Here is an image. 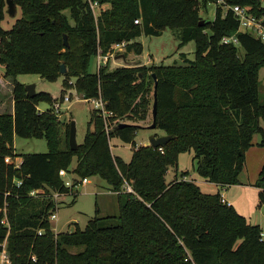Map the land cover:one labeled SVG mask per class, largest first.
<instances>
[{"label": "trees", "instance_id": "obj_1", "mask_svg": "<svg viewBox=\"0 0 264 264\" xmlns=\"http://www.w3.org/2000/svg\"><path fill=\"white\" fill-rule=\"evenodd\" d=\"M22 16L10 30L2 22L7 0H0V66L13 81L14 114L0 115V256L6 241L4 264H264V239L220 193L208 195L184 179L166 181L170 166L182 153L193 152L198 174L218 187L240 184L245 156L261 135L264 146V103L259 70L264 66V44L217 6L215 19L203 25L202 8L217 0H93L110 8L94 18L86 0H13ZM251 6L264 16V0H227ZM138 21L136 24L135 22ZM164 28L179 31L180 46L194 41L195 59L183 55L184 65H126L90 72L98 51L127 42L128 54L141 55L133 40L143 33L159 36ZM237 36L239 45L223 44ZM67 37L68 47L64 44ZM62 64L67 73L61 74ZM19 75H37L48 82L62 81L60 96L40 92L29 98ZM157 85L156 129L173 137L159 148L137 146V131L151 119ZM69 90L85 98L101 96L116 127L110 138L131 144L129 162L112 154L103 120L90 112L84 142L72 151L71 124L60 135L53 105ZM49 108L40 111L39 105ZM151 122H153L151 120ZM152 124V123H151ZM15 137L44 139L49 152L22 155L15 169L5 159H16ZM76 166L72 169L74 160ZM81 181L99 177L118 194L119 213L96 216L84 229L52 230V193L74 195L77 181L65 186L60 171ZM15 181H22L18 188ZM126 185L133 188L125 192ZM256 187L264 206V167ZM35 189L47 194L30 197ZM7 209L8 225L2 224ZM42 231V234H39ZM75 250V251H74ZM35 258V260H34Z\"/></svg>", "mask_w": 264, "mask_h": 264}, {"label": "rangeland", "instance_id": "obj_2", "mask_svg": "<svg viewBox=\"0 0 264 264\" xmlns=\"http://www.w3.org/2000/svg\"><path fill=\"white\" fill-rule=\"evenodd\" d=\"M109 8L110 6H103L101 11H99V15L102 10L106 11ZM216 8V4H209L207 8H202L200 11L201 18L213 21L215 19ZM21 16L22 13L19 8L15 16L6 14L2 22L3 29L10 30ZM178 33L179 31L169 28H164L159 36H150L143 33L133 40V43L141 45V55L135 53L128 54L126 61L121 59L115 60L111 64V68L121 67L127 63L147 67L179 66L184 65L183 55H186L188 60L193 61L196 52L195 42L191 41L180 46L181 41ZM115 63L120 66H116ZM89 71L96 72L95 59L90 61ZM0 74H4V69L1 66ZM17 81L25 85H36L37 93L46 92L57 98L60 96L62 90L63 79L60 78L57 82L52 83L42 80L37 75H19ZM259 82L261 101L264 103V66L259 70ZM48 108L49 105L46 103L39 105V109L42 112ZM62 111L63 114L58 117L59 122H61L59 126L60 135L64 133L65 125L71 124L73 120L76 123L77 143L78 145L82 144L88 130L90 112L92 111L91 105L84 102L64 104ZM142 126L145 128L139 129L135 138L138 147L149 145L151 136H162L163 134L161 130L148 129V123H142ZM261 140V135H255L253 146L246 152V164L239 176L240 184L238 185L229 188H218L215 184L202 178L197 172V162L194 159L193 152L179 155L177 164L169 167L166 181L170 183L176 179L182 180L185 178L187 181L194 182L204 194L212 195L219 192L234 206L239 214L247 219L249 224L258 226L264 231V206L260 207V190L256 187L260 172L264 167V146H260ZM111 147L114 156L125 162L131 160L133 154L131 144L125 143L117 137H112ZM12 150L18 156V161H22V155L44 154L49 152V147L44 139L15 137ZM76 163L75 159L72 169L76 166ZM64 180L69 181L72 186L74 181H77V187L74 189V193L77 196L65 195L60 198L57 212L58 220L52 221V225L58 233L73 232L77 225L81 229H84L88 221L96 216L97 207L102 217L118 215V194L113 192L111 187L101 178H88L81 181L76 175L68 174Z\"/></svg>", "mask_w": 264, "mask_h": 264}, {"label": "built area", "instance_id": "obj_3", "mask_svg": "<svg viewBox=\"0 0 264 264\" xmlns=\"http://www.w3.org/2000/svg\"><path fill=\"white\" fill-rule=\"evenodd\" d=\"M86 2L88 3L91 12L94 15V18L97 19V17L99 16V11H101L102 9V6H100L97 2L93 0H86ZM216 5L222 7L223 14H226L228 11L232 12L233 16L238 20L239 23L238 33H247L255 37L256 39H259L264 44V16L262 17L256 16L253 13V9L251 6L230 5L227 3V0H217ZM135 23L137 24L138 21H136ZM222 43L234 44L236 46L239 45V41L236 35L223 38ZM127 46H128L127 42L113 44L106 54H103L102 51L99 50L96 57V71L99 72L100 69L102 67H105L108 63H110L111 65L115 60H117V56L121 54H126ZM126 65H130V63H127ZM81 102L90 104L92 111L96 112L98 116H100V118L103 120L105 132L109 138V142L111 146L110 133L114 130V128L119 127V125L121 124H127L128 122L126 121V119H113L114 113L107 108V102L101 96H99L98 98H85L84 95L80 94L76 90H69L65 93L63 99L58 100L53 105V112L57 117H60L63 114L62 107L64 104L81 103ZM145 123H148V125L150 126L152 122L148 120ZM159 150L161 153H164L162 148H159ZM5 163L12 164L15 169H19L22 165V161H18V158L17 160L16 159L13 160L11 157H7L5 159ZM60 176L65 179V177L68 176V173L62 170L60 171ZM64 182L67 188L72 187L69 181L64 180ZM14 183L18 188L22 186V181H15ZM124 190L127 193L133 192V188L130 185H126ZM45 194H47L45 189H35L30 191L29 193L30 197L32 198H38L44 196ZM64 196H65L64 194H60V193H52V195H50L55 205L54 210L52 211L49 217L51 225H52V221L58 220L57 212H58L59 201L60 198ZM222 202L225 203L227 206H231V204L227 202L223 197H222ZM3 213L5 217L2 221V224H6L7 226H9L6 216L7 213L6 207L3 209ZM52 230L54 234L56 235L58 234V231H56L53 225H52ZM39 234L41 235L42 231H39ZM261 237L264 239L263 232L261 234ZM2 248H3V252L1 253L0 256V264H4L7 261L6 241L2 244ZM188 260H190L192 264H194L192 258L189 255L187 261Z\"/></svg>", "mask_w": 264, "mask_h": 264}, {"label": "water", "instance_id": "obj_4", "mask_svg": "<svg viewBox=\"0 0 264 264\" xmlns=\"http://www.w3.org/2000/svg\"><path fill=\"white\" fill-rule=\"evenodd\" d=\"M7 14H9L10 16H15L16 12H17V6L14 3L13 0H7ZM206 23V20H202L200 22V25H203ZM64 44L66 47H68V41H67V37H64ZM124 60L126 61V55L125 54H121L119 56H117V60ZM67 73V68L65 64H62L61 66V74L65 75ZM157 85L155 84V88H154V103H153V108H152V124L150 126H148L147 128L150 130H155L156 129V117H157ZM25 91L26 94L29 98H34L37 95L36 92V85H25ZM129 126L128 124H121L119 125V128H124ZM76 135H77V129H76V123L75 121L72 120L71 122V128H70V136H69V145L72 151L77 150L78 148V143H77V139H76ZM173 140V137L168 136V135H162V136H157V135H153L150 137L149 139V145L151 147H153L154 149L157 148H161L165 145H167L170 141Z\"/></svg>", "mask_w": 264, "mask_h": 264}, {"label": "crops", "instance_id": "obj_5", "mask_svg": "<svg viewBox=\"0 0 264 264\" xmlns=\"http://www.w3.org/2000/svg\"><path fill=\"white\" fill-rule=\"evenodd\" d=\"M105 6L108 7L109 5H105ZM115 65L120 66V65H117V63H115ZM53 97H55V96H53ZM6 113L12 114V115L14 114L13 81H12V79L6 78L4 76V74H0V115L6 114ZM162 135H164V134H162ZM226 188H229V187H226ZM222 197L227 202H229L224 196H222ZM231 206H233V205H231ZM262 232L264 233V231H262Z\"/></svg>", "mask_w": 264, "mask_h": 264}]
</instances>
